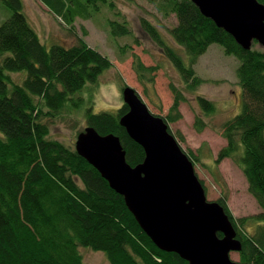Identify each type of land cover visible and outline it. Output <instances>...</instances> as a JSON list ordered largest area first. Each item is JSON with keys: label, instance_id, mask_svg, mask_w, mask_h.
<instances>
[{"label": "trees", "instance_id": "1", "mask_svg": "<svg viewBox=\"0 0 264 264\" xmlns=\"http://www.w3.org/2000/svg\"><path fill=\"white\" fill-rule=\"evenodd\" d=\"M42 1L72 26L73 32L77 17L102 15L98 9L110 3ZM152 1L165 15L177 14L178 23L168 29L170 41L146 18L141 19L142 28L174 63L187 90L193 91L204 81L194 64L211 44H221L227 54L240 61L236 76L244 102L239 113L224 124L228 145L219 159L237 158L249 191L263 210L238 220L225 199L219 202L242 239L241 262L264 264V49L241 47L192 0ZM0 3L11 11L0 22V264H85L82 247L104 252L110 264H189L179 253L166 252L152 241L124 196L110 187L75 145L51 136V121L59 120L65 112L83 111L81 108L88 105V125L120 136L130 164L144 160L145 149L130 138L120 122L129 107L123 103L117 111L95 112L92 95H83L87 85H94L105 70L114 67L110 56L89 45L77 32L78 41L72 46L50 43L49 48L26 16L23 0ZM106 23L113 33L131 34L124 23ZM128 47H121L123 55ZM132 64L141 73L155 70L146 67L138 55ZM23 71L27 74L23 81L13 77ZM171 87L176 94L175 113L166 117L168 125L181 118L180 101L186 100L181 88ZM198 100L205 113L215 111V102L204 96ZM169 130L172 133L170 126ZM252 218L257 226L249 233L245 226L253 222ZM219 235L223 236L221 232Z\"/></svg>", "mask_w": 264, "mask_h": 264}, {"label": "rangeland", "instance_id": "2", "mask_svg": "<svg viewBox=\"0 0 264 264\" xmlns=\"http://www.w3.org/2000/svg\"><path fill=\"white\" fill-rule=\"evenodd\" d=\"M23 2L26 16L49 48L50 43L72 46L78 41L77 35L74 34L77 32L78 35H84L89 45L110 56L114 67L105 70L94 85H87L83 93L84 96L92 95L95 112L117 111L118 106L125 104L122 90L130 85L139 92L153 113L167 117L175 113L173 106L176 94L171 86L175 85L179 91L181 88L186 97V100L180 101L179 111L182 116L171 121L168 126L180 146L188 153H192L193 157L199 158L192 160L196 173L206 189L207 198L217 202L219 199H225L234 218L238 220L262 212V206L249 191L246 176L238 160L236 161L237 158L228 156L219 159L220 153L228 145L223 134L224 124L239 113L244 102L243 90L236 76L239 59L233 54H227L221 44H211L208 51L200 55L194 64L195 71L204 81L198 88L189 91L174 63L163 52L158 42H154L142 28L140 19L146 17L157 26L166 40L171 39L168 29L177 25V14L165 15L158 9L155 1L109 0L110 3L98 9L104 14H92L89 19L77 17L74 22L75 32L71 30L72 26H67L63 18L55 15L42 0ZM10 13V9L2 7L0 3V22L7 19ZM107 20L126 24L131 34L113 33L111 25L106 23ZM85 31L87 33H84ZM254 43L255 41H252V48L264 49L258 41ZM126 44L130 47L123 55L121 47ZM134 55L135 58L138 55L146 67L152 66L155 70L147 74L136 71L132 64ZM14 76L16 80L21 81L26 76V71ZM199 96L215 102L216 108L213 113L203 111ZM87 106L81 108L83 111H76L75 114L65 112L59 116V120L54 119V123L51 121L52 138L75 145L77 134L88 126ZM252 221L245 226L249 233L256 230L257 222L255 223V219ZM82 252L85 264H110L104 252L88 247H82ZM230 259L240 262V253L231 250Z\"/></svg>", "mask_w": 264, "mask_h": 264}, {"label": "water", "instance_id": "3", "mask_svg": "<svg viewBox=\"0 0 264 264\" xmlns=\"http://www.w3.org/2000/svg\"><path fill=\"white\" fill-rule=\"evenodd\" d=\"M192 1L241 47L251 50L256 40L264 46V3ZM122 96L129 110L120 122L145 149L144 160L130 164L121 139L101 135L92 125L78 133L77 152L124 196L142 229L162 250L179 253L189 264H250L230 259L231 250L241 251L242 239L224 206L207 198L193 160L165 119L155 116L132 86L124 87Z\"/></svg>", "mask_w": 264, "mask_h": 264}, {"label": "bare ground", "instance_id": "4", "mask_svg": "<svg viewBox=\"0 0 264 264\" xmlns=\"http://www.w3.org/2000/svg\"><path fill=\"white\" fill-rule=\"evenodd\" d=\"M43 2V1H42ZM44 3V2H43ZM44 5H46L45 3H44ZM47 7H48V5H46ZM48 8H50V7H48ZM59 17V16H58ZM61 17V16H60ZM59 17V18H60ZM144 18V17H143ZM146 18V17H145ZM142 19V18H141ZM141 19H140V21H141ZM147 19V18H146ZM148 21H150L149 19H147ZM64 21V20H63ZM151 22V21H150ZM141 24H142V21H141ZM144 30V29H143ZM145 32H147L148 33V31H146V30H144ZM38 33V32H37ZM149 35H150V37L153 39V37L151 36V34L150 33H148ZM39 35V34H38ZM154 40V39H153ZM155 42V41H154ZM259 43V42H258ZM148 67H150V66H148ZM24 78H27V74H26V76H24L22 79H24ZM21 79V81H23ZM140 95V94H139ZM142 97V96H141ZM143 99V98H142ZM144 101V100H143ZM146 104V103H145ZM128 107V106H127ZM150 109V108H149ZM129 110V109H128ZM152 112V111H151ZM128 113V112H127ZM153 113V112H152ZM153 114H155V113H153ZM125 115V114H124ZM123 115V116H124ZM122 116V117H123ZM155 116H158V115H156L155 114ZM158 117H162V118H164V119H166V117L165 116H158ZM122 125V124H121ZM123 126V125H122ZM124 127V126H123ZM125 128V127H124ZM96 129V128H95ZM97 130V129H96ZM126 130H127V128H126ZM99 131V130H98ZM99 133L101 134V135H108V134H110V133H112V134H114L116 137H118V138H120V136H118L117 134H115V133H113V132H108L107 134H104V133H101L100 131H99ZM78 135V134H77ZM129 136H130V134H129ZM77 137V136H76ZM130 138H132L131 136H130ZM121 139V138H120ZM133 140L137 143V144H139L134 138H133ZM75 141H76V139H75ZM121 141H122V139H121ZM76 143V142H75ZM76 149V148H75ZM79 154L82 156V157H84L80 152H79ZM96 170H97V172H100L96 167H94ZM101 173V172H100ZM101 175H102V173H101ZM102 177H103V175H102ZM140 224V223H139ZM141 226V225H140ZM142 228V227H141ZM143 230V229H142ZM144 231V230H143ZM145 232V231H144ZM149 235V234H148ZM153 241V240H152ZM241 251H242V248H241ZM241 251H236V252H239L240 253V255H241Z\"/></svg>", "mask_w": 264, "mask_h": 264}]
</instances>
